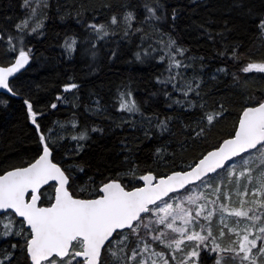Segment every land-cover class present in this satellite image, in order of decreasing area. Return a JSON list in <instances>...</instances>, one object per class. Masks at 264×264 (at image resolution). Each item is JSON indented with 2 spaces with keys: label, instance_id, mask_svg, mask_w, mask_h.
<instances>
[{
  "label": "snow or ice",
  "instance_id": "6c2138e0",
  "mask_svg": "<svg viewBox=\"0 0 264 264\" xmlns=\"http://www.w3.org/2000/svg\"><path fill=\"white\" fill-rule=\"evenodd\" d=\"M23 6L25 18L0 25V114L18 103L34 146L0 161V264H264V12L248 9L259 47L230 40L228 20L216 32L211 17L196 25L219 45L221 66L208 74L207 58L173 36L181 13L166 0H80L67 15L85 28L90 70L115 61L121 41H138L136 62L164 66L155 80L165 108L147 113L121 81L114 98L91 93L85 111L100 123H81L75 76L47 103L26 76L38 59L28 37L45 35L52 3ZM78 45L65 36L69 60ZM64 105L68 119H53ZM105 137L117 143L88 158Z\"/></svg>",
  "mask_w": 264,
  "mask_h": 264
},
{
  "label": "trees",
  "instance_id": "16d2710c",
  "mask_svg": "<svg viewBox=\"0 0 264 264\" xmlns=\"http://www.w3.org/2000/svg\"><path fill=\"white\" fill-rule=\"evenodd\" d=\"M100 2L101 0H88V3L93 5H98ZM112 2L117 3L118 0H112ZM130 2L137 4L140 0H130ZM51 3L52 9L46 13L48 19L45 23V35L40 38L28 37L35 45L38 59L26 76L34 86L39 85L37 94L42 103L49 102L55 95L61 93L62 85L67 78L75 76L77 82L82 85L78 94L81 107L76 110L81 123H100L99 118L85 111V107L92 106L91 101L96 98L91 93H98L105 100L114 98L115 85L121 81H131L136 98L139 101H147L144 105L147 113L165 111L163 97L159 94L161 86L155 80V76L163 72L164 66L155 61L145 64L136 62L133 54L138 50L136 47L138 41L134 40L132 43L121 41L118 58L115 61L105 56L102 62L98 61V68L90 70L91 57L83 55L85 28L77 23L74 11L72 16L67 15V10H72V6L80 3V0H51ZM166 3L177 7L181 13L176 22V30L172 33L173 36L181 45L191 49L192 54L203 55L207 58L209 66L206 73L208 74L213 73L215 68L220 67L221 64L212 59L214 47H219V45L214 46L196 27L206 18L211 17L217 22L212 25L213 32L221 30V21L228 20L230 25H235V31L231 34L230 40H240L249 46L259 47L260 42L256 38L252 21L255 16L264 12V0H242L245 6L243 8L233 7V0H200V6L194 4L192 0H166ZM204 4L209 7H204ZM248 9H251L255 16L250 17ZM28 12L29 9L23 6V0H0V25L11 28L13 23L25 18ZM39 15L43 17L45 13L40 12ZM61 16L65 18L61 19ZM5 17H12V22H7ZM87 19H90V14L81 16V20ZM164 27L168 30L167 24ZM71 35L77 36L79 45L77 52L69 60L62 45L65 36ZM109 47H115V45H109ZM107 50L105 48L102 55ZM259 83L257 79L250 87ZM153 93L157 95L153 96ZM64 95L72 100L69 94ZM72 111L70 105L61 106L53 119L58 117L66 120ZM111 114L116 116L114 111ZM31 135L32 128L25 120L23 110L18 103H15L5 114H0V161L6 158L12 161L26 154L34 146L29 139ZM116 143L113 137L97 138L88 151V158H98L101 154L107 155V150L113 148Z\"/></svg>",
  "mask_w": 264,
  "mask_h": 264
},
{
  "label": "rangeland",
  "instance_id": "374dc122",
  "mask_svg": "<svg viewBox=\"0 0 264 264\" xmlns=\"http://www.w3.org/2000/svg\"><path fill=\"white\" fill-rule=\"evenodd\" d=\"M33 1H34L35 3H37V2H38V0H33ZM34 2H33V3H34ZM35 3H34V4H35Z\"/></svg>",
  "mask_w": 264,
  "mask_h": 264
}]
</instances>
